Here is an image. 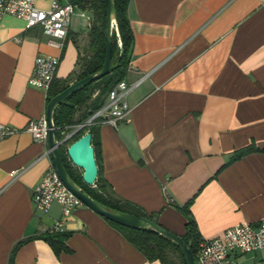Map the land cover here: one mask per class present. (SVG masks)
<instances>
[{"label":"crops","instance_id":"crops-1","mask_svg":"<svg viewBox=\"0 0 264 264\" xmlns=\"http://www.w3.org/2000/svg\"><path fill=\"white\" fill-rule=\"evenodd\" d=\"M50 5L35 0L38 9ZM127 16L133 45L125 81L140 83L127 97L128 122L97 124L101 179L180 237L186 219L173 203L190 204L201 240L264 220V153L230 161L241 148L264 149V0H130ZM89 26V14L76 8L62 43L26 29L23 19H0V124L17 130L0 139V264L61 219L57 204L41 213L32 203L51 163L48 143L25 131L47 108L45 93L28 81L40 55L58 58L55 78H66ZM62 231L71 233L69 252L57 256L34 239L16 249L13 264H160L84 205ZM234 259L264 264V249Z\"/></svg>","mask_w":264,"mask_h":264},{"label":"trees","instance_id":"trees-1","mask_svg":"<svg viewBox=\"0 0 264 264\" xmlns=\"http://www.w3.org/2000/svg\"><path fill=\"white\" fill-rule=\"evenodd\" d=\"M78 10L87 12L90 16V26L87 33V42L83 51L79 53L75 69L64 79H54L46 95L47 105L52 98L63 92L69 85L82 80L101 70L106 56V40L104 36L106 23V5L104 0H67ZM115 5L116 31H112V60L110 73L94 81L87 87L81 89L67 100L59 104L53 112V123L59 130L80 125L89 119L104 104L107 95L112 88L120 81L125 80L133 45V33L129 24L127 10L130 0H113ZM74 44L78 47L77 42ZM91 134V146L94 150V157L97 165V178L95 187H89L82 182L79 173L70 163L66 154V147H59L60 156L68 175L74 184L79 187L87 196L101 204L107 209L130 214L136 217H146L156 222V215H147L138 207L119 198L112 191L111 187L100 177L99 163V143L97 124L85 127L81 132L74 135L68 142L71 144L85 133ZM58 139L62 136L58 132ZM258 150L253 146H247L234 152L231 162ZM175 209L183 214L186 219L185 233L181 236L193 257L196 256L201 237L197 226L191 216L189 205L183 206L172 204ZM104 220L117 230L125 240H127L143 257L149 262H159L160 264H186L185 260L176 245L165 237L149 229H129L117 225L111 221ZM71 235L70 232H45L42 235L26 239L15 245L13 248L9 264H13V257L16 249L23 243L34 239L44 241L55 255L69 252L66 242Z\"/></svg>","mask_w":264,"mask_h":264},{"label":"built area","instance_id":"built-area-1","mask_svg":"<svg viewBox=\"0 0 264 264\" xmlns=\"http://www.w3.org/2000/svg\"><path fill=\"white\" fill-rule=\"evenodd\" d=\"M75 9L76 7L67 0H51L48 10L36 8L35 0H0V19L5 15L23 19L26 29L39 28L47 38L63 43ZM51 43L54 44L52 41ZM58 65V58L38 56L28 81L29 85L42 90L47 95L55 79ZM139 83L140 81L130 84L125 80L120 81L109 92L102 107L84 123L61 130L55 127L62 136L61 140L58 139L60 145L66 144L74 135L90 125L106 123L117 129L119 123L128 122L131 109L127 97ZM25 131L35 141L47 143L49 127L46 115L30 120ZM16 133L17 130L13 127L0 124V139ZM45 156L49 157V151L45 153ZM16 175V172L10 173L12 177ZM32 203L35 211L41 213H47L53 204L60 207L61 219L50 227L49 232L62 231L64 220L83 205L63 185L52 165L46 170L36 187ZM262 249H264V220L255 225L237 224L225 229L217 237L202 240L194 260L195 264H237L234 259L236 254L245 255Z\"/></svg>","mask_w":264,"mask_h":264},{"label":"water","instance_id":"water-1","mask_svg":"<svg viewBox=\"0 0 264 264\" xmlns=\"http://www.w3.org/2000/svg\"><path fill=\"white\" fill-rule=\"evenodd\" d=\"M104 2L106 5V23L104 30V36L106 40V56L103 67L97 73L69 85L63 92L52 98L47 105L46 120L49 127L47 143L49 147L50 163L63 185L71 193H73L84 206L92 210L94 213L117 225L135 230L149 229L165 237L169 241L173 242L180 250L186 264H195L193 254L180 236L167 231L146 217H136L130 214L105 208L87 196L79 187L74 184L63 165L59 152V147L61 145L58 141V132L53 123V112L55 108L81 89L110 73V65L112 60L111 36L112 31H116V16L113 0H104ZM66 154L72 166L81 170L82 182L89 187H93L96 182L98 170L94 157V150L91 146V134L87 132L69 144L66 148Z\"/></svg>","mask_w":264,"mask_h":264},{"label":"rangeland","instance_id":"rangeland-1","mask_svg":"<svg viewBox=\"0 0 264 264\" xmlns=\"http://www.w3.org/2000/svg\"><path fill=\"white\" fill-rule=\"evenodd\" d=\"M69 143H70V142H67L66 144H64L66 148L68 147ZM73 167H74V166H73ZM74 168H75L79 173H81V170L77 169L76 167H74Z\"/></svg>","mask_w":264,"mask_h":264}]
</instances>
